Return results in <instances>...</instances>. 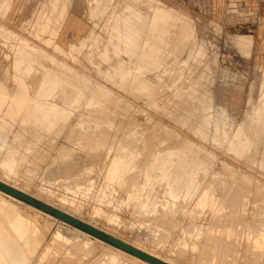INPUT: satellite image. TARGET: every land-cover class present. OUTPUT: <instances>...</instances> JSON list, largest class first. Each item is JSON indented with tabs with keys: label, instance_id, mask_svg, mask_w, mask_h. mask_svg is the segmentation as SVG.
<instances>
[{
	"label": "rangeland",
	"instance_id": "obj_1",
	"mask_svg": "<svg viewBox=\"0 0 264 264\" xmlns=\"http://www.w3.org/2000/svg\"><path fill=\"white\" fill-rule=\"evenodd\" d=\"M0 52V181L179 264H264V0H0ZM0 197L32 264H146Z\"/></svg>",
	"mask_w": 264,
	"mask_h": 264
},
{
	"label": "bare ground",
	"instance_id": "obj_2",
	"mask_svg": "<svg viewBox=\"0 0 264 264\" xmlns=\"http://www.w3.org/2000/svg\"><path fill=\"white\" fill-rule=\"evenodd\" d=\"M71 3V2H70ZM70 5V4H69ZM126 13L125 14H131L133 12H130L128 13V10L125 11ZM44 14V13H43ZM39 15V14H38ZM42 15V14H41ZM40 15V16H41ZM121 16H124V15H121ZM50 17V16H49ZM160 15L156 14L154 12L153 14V24H154V27L156 26V22L159 19ZM36 19V18H35ZM51 19V18H50ZM49 20V19H48ZM162 21V20H161ZM150 22V21H149ZM62 24V22H61ZM84 24V23H83ZM160 26V25H159ZM162 26V25H161ZM121 27V26H120ZM149 27V25H148ZM123 28V27H122ZM164 28V27H163ZM124 30V29H123ZM132 29H130L131 31ZM166 30V29H164ZM126 31V30H125ZM129 31V30H128ZM133 31V30H132ZM157 31V30H156ZM128 33V32H127ZM130 33V32H129ZM125 34V33H124ZM134 34V33H133ZM136 34V33H135ZM164 34V33H163ZM129 35V34H128ZM137 36V35H136ZM161 35L158 34L157 36V39H160ZM165 36V34H164ZM163 38V37H161ZM143 40V39H142ZM57 42V41H56ZM138 42V41H137ZM155 40H151V43L152 44L150 46V51H152V49L155 48ZM140 44V43H139ZM53 45V44H52ZM61 47V46H60ZM57 50V49H56ZM59 52V50H58ZM61 52V50H60ZM1 53V52H0ZM73 59V58H72ZM2 75V74H1ZM3 76V75H2ZM1 76V77H2ZM133 81V80H132ZM60 84V83H58ZM58 87V86H57ZM54 89V88H53ZM57 89V88H56ZM71 94V93H70ZM8 99V98H7ZM55 106V105H54ZM52 107H53V104H52ZM57 108V107H56ZM51 110V109H50ZM4 124V123H3ZM259 125V124H258ZM3 127V126H2ZM256 127V126H255ZM106 132V131H105ZM103 133V132H102ZM101 133V134H102ZM105 134V133H104ZM103 135V134H102ZM180 142V141H179ZM232 147V146H231ZM247 151V150H246ZM104 165V164H103ZM6 174V173H5ZM6 178V177H5ZM251 179V178H250ZM9 184V183H7ZM12 184V183H11ZM15 183H13L14 185ZM242 187V186H241ZM262 188V187H261ZM235 189V188H234ZM237 191V190H236ZM3 192V191H2ZM24 192V191H23ZM224 193V192H223ZM236 193V194H235ZM235 193H232L233 195L230 196L231 197V200L233 202H237L238 200V194L237 192ZM226 194V193H225ZM235 194V196H234ZM9 195V194H8ZM231 195V194H230ZM258 196H261V195H258ZM9 198V197H8ZM13 198V197H12ZM257 198V197H256ZM263 198V197H262ZM18 199V198H17ZM16 199V200H17ZM228 200V199H227ZM252 200V199H251ZM257 201V200H256ZM48 202V201H47ZM230 202V200L228 201ZM232 202V203H233ZM49 203V202H48ZM234 204V203H233ZM243 204V203H242ZM232 207V206H231ZM258 208V207H257ZM60 209V208H59ZM255 211V210H254ZM43 212V211H41ZM64 212V211H63ZM257 212V211H256ZM263 212V211H262ZM47 213V212H46ZM66 213V212H65ZM68 214V213H67ZM71 214V213H70ZM26 215V214H25ZM25 215H22L18 209H16L13 205H9V203L7 204L5 199H2L0 197V264H32L34 259L36 258L37 256V252L40 251V249L42 248V244L38 241V238L36 237L35 233H34V225L32 222V224L29 222V218H26ZM72 216V214H71ZM53 217V215H52ZM56 217H54L55 219ZM180 218V217H179ZM57 219V218H56ZM182 219V218H181ZM260 219V218H259ZM31 220V219H30ZM61 220V219H60ZM80 220V219H79ZM228 220V219H226ZM233 220V219H232ZM63 221V220H61ZM218 221V220H217ZM244 221V220H243ZM264 221V220H263ZM65 222V221H64ZM230 222V220L228 221ZM232 223V222H231ZM238 223V222H237ZM263 223V222H262ZM67 224V223H66ZM49 225V224H48ZM69 225V224H68ZM71 226V225H70ZM249 226V225H248ZM96 228V227H95ZM44 229V228H43ZM75 230H78V229H75ZM83 231V230H82ZM258 231V230H257ZM40 232V231H38ZM104 232V231H103ZM49 233V232H48ZM106 233V232H105ZM40 234V233H39ZM85 234V233H84ZM42 236V235H41ZM44 236V235H43ZM55 236H57L58 238H61V235L59 233H56ZM87 236V235H86ZM89 236V235H88ZM211 236V235H210ZM218 236V235H217ZM216 237V236H215ZM219 237V236H218ZM223 237V236H222ZM71 238V237H70ZM210 238V237H208ZM224 238V237H223ZM42 239V238H41ZM45 240V238H43ZM54 239V238H53ZM63 239V238H62ZM98 239V238H97ZM219 239H221V236L219 237ZM40 240V239H39ZM56 240V239H55ZM121 240V239H120ZM222 240H225L222 239ZM227 240V239H226ZM225 240V242H226ZM126 241V240H125ZM124 239H123V242H125ZM206 241V240H205ZM59 242V241H58ZM208 242V241H207ZM215 242V240H214ZM217 242V241H216ZM215 242V243H216ZM223 242V241H222ZM228 242V241H227ZM230 242V241H229ZM228 242V243H229ZM55 243V242H54ZM61 243V242H60ZM126 243V242H125ZM206 243V242H205ZM219 243V242H218ZM228 243L226 244V246H228ZM128 244V243H127ZM223 244H225L223 242ZM229 244H232V243H229ZM60 245V244H59ZM66 245V244H65ZM221 245V243H220ZM235 245V244H234ZM134 246V245H133ZM47 247V246H46ZM224 247V246H223ZM229 247V246H228ZM227 247V248H228ZM232 247V246H231ZM236 247V246H235ZM44 248V247H43ZM49 248V247H48ZM53 248V246H52ZM116 248V247H114ZM140 248V247H139ZM138 248V249H139ZM234 246L232 247V250H233ZM57 249V248H56ZM55 249V250H56ZM60 249V248H59ZM62 249V248H61ZM224 249V248H223ZM231 249V248H230ZM45 251V249H43ZM58 250V249H57ZM69 250V249H68ZM119 250V249H118ZM121 250V248H120ZM123 250V249H122ZM141 250V249H140ZM147 250V249H146ZM143 251V250H142ZM150 251V250H149ZM148 251V252H149ZM253 251V250H252ZM256 251V250H255ZM57 252V251H55ZM61 252V251H60ZM122 252V251H120ZM127 252V251H126ZM145 252V251H144ZM246 252V251H245ZM59 253V252H58ZM129 253V252H128ZM147 253V252H146ZM253 253V252H252ZM251 253V254H252ZM259 253V252H258ZM125 254V252H124ZM131 254V253H130ZM128 254V255H130ZM148 254L156 257V258H159L169 264H179L177 263L176 261L169 259L168 257H164L162 256L161 254L158 253V251H154V250H151ZM207 254V253H206ZM254 254V253H253ZM58 255V254H57ZM60 255V254H59ZM134 255V254H133ZM250 255V254H248ZM262 255V254H261ZM62 256V255H61ZM117 256V255H116ZM136 256V255H135ZM256 256V255H255ZM67 256H62L60 258V260L58 261H61L60 263H62V261L65 260ZM70 257V256H68ZM132 257V256H131ZM138 257V256H137ZM136 257V258H137ZM249 257V256H248ZM260 257V256H259ZM73 258V257H72ZM72 258L70 259V262L72 261ZM92 258V257H91ZM139 258V257H138ZM256 258V257H255ZM264 258V257H263ZM57 259V258H56ZM56 259H52L54 261H56ZM68 259V258H67ZM69 259H68V262H69ZM77 259V258H76ZM89 259V258H88ZM97 259V258H96ZM135 259V258H134ZM141 259V258H140ZM254 259V258H253ZM103 260V259H102ZM127 260V259H126ZM143 260V259H142ZM248 260V259H247ZM251 260V259H250ZM255 260V259H254ZM258 261H260V259L258 258L257 259ZM67 261V260H66ZM64 261V262H66ZM96 261V260H95ZM253 261V260H252ZM63 262V264H64ZM69 262V263H70ZM75 262V261H74ZM80 262L81 264V261H78ZM83 262V261H82ZM91 262V261H90ZM143 262H145L146 264H152L151 262H148L146 260H144ZM250 262V261H249ZM48 263V262H47ZM59 263V264H60ZM69 263H66V264H69ZM87 263V262H86ZM119 263V262H118ZM252 263V262H251ZM260 263V262H259ZM258 263V264H259ZM262 263V262H261ZM260 263V264H261ZM43 264V263H42ZM53 264V262L51 263ZM74 264V263H73ZM89 264V263H88ZM98 264H100V261H98ZM117 264V263H116ZM187 264V263H186ZM190 264V263H188ZM254 264V263H253ZM256 264V263H255Z\"/></svg>",
	"mask_w": 264,
	"mask_h": 264
},
{
	"label": "water",
	"instance_id": "obj_3",
	"mask_svg": "<svg viewBox=\"0 0 264 264\" xmlns=\"http://www.w3.org/2000/svg\"><path fill=\"white\" fill-rule=\"evenodd\" d=\"M0 190L20 199V200H23L29 204H31L32 206L36 207V208H39L47 213H50L54 216H56L57 218L81 229V230H84L90 234H92L93 236H96L104 241H107L109 243H111L112 245L118 247V248H121L131 254H134L136 256H138L139 258L143 259V260H146L148 262H151L152 264H169L159 258H156L130 244H127L125 242H123L122 240L108 234V233H105L97 228H95L94 226L82 221V220H79L78 218L74 217V216H71L70 214H67L53 206H50L42 201H40L39 199L37 198H34L28 194H26L25 192L19 190V189H16L2 181H0Z\"/></svg>",
	"mask_w": 264,
	"mask_h": 264
},
{
	"label": "crops",
	"instance_id": "obj_4",
	"mask_svg": "<svg viewBox=\"0 0 264 264\" xmlns=\"http://www.w3.org/2000/svg\"><path fill=\"white\" fill-rule=\"evenodd\" d=\"M76 18V17H75Z\"/></svg>",
	"mask_w": 264,
	"mask_h": 264
}]
</instances>
